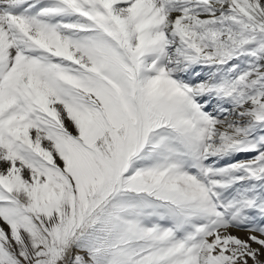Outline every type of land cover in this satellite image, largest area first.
I'll list each match as a JSON object with an SVG mask.
<instances>
[{
    "label": "snow or ice",
    "instance_id": "snow-or-ice-1",
    "mask_svg": "<svg viewBox=\"0 0 264 264\" xmlns=\"http://www.w3.org/2000/svg\"><path fill=\"white\" fill-rule=\"evenodd\" d=\"M250 262L264 0H0V264Z\"/></svg>",
    "mask_w": 264,
    "mask_h": 264
},
{
    "label": "rangeland",
    "instance_id": "rangeland-1",
    "mask_svg": "<svg viewBox=\"0 0 264 264\" xmlns=\"http://www.w3.org/2000/svg\"><path fill=\"white\" fill-rule=\"evenodd\" d=\"M240 235H244V233H239ZM255 246V245H254ZM250 264H251V262H250Z\"/></svg>",
    "mask_w": 264,
    "mask_h": 264
}]
</instances>
